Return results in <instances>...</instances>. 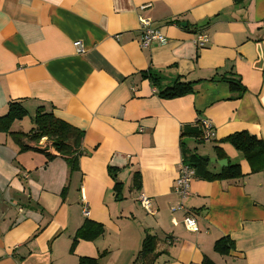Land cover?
I'll list each match as a JSON object with an SVG mask.
<instances>
[{"label": "crops", "instance_id": "0c3cea01", "mask_svg": "<svg viewBox=\"0 0 264 264\" xmlns=\"http://www.w3.org/2000/svg\"><path fill=\"white\" fill-rule=\"evenodd\" d=\"M138 17L166 43L141 49ZM202 34L207 44L198 48ZM232 76L245 88L233 101L221 81ZM178 79L193 93L159 98ZM10 102L27 112L12 133H28L44 108L83 132V154L70 170L48 141L43 151L24 139L20 151L0 133V264H133L147 234L162 253L154 264H264V172L251 173L222 142L240 132L264 142V0H0V118ZM203 119L211 141L182 137ZM192 154L239 165L243 176L210 182L203 172L223 168H191L184 210L173 211L179 166ZM141 194L154 215L140 207ZM188 214L195 233L183 225ZM86 220L104 234L70 252ZM223 237L233 242L227 256L213 251Z\"/></svg>", "mask_w": 264, "mask_h": 264}, {"label": "trees", "instance_id": "16d2710c", "mask_svg": "<svg viewBox=\"0 0 264 264\" xmlns=\"http://www.w3.org/2000/svg\"><path fill=\"white\" fill-rule=\"evenodd\" d=\"M149 72V71H148ZM143 77L148 79L155 87L161 82L158 75L143 73ZM221 81L227 84L230 97L229 100H238L245 93V88L241 86L236 78L222 77ZM193 93V84L185 83L179 79L175 81L170 87L159 91V98L165 100H172L184 97ZM27 117V112L17 102H10L7 106V113L0 118V133L8 134L11 139L19 146L20 151L28 150L27 147L22 146L21 141L26 139L33 143H39L41 140H46L50 147L55 150L57 154L67 157L66 162L70 170L77 169V159L83 154L80 149L83 140V132L73 128L65 122L57 119L51 113H46L44 108H38L32 119L33 128L28 133H12L11 126L16 121H22ZM182 137L194 138L198 141H205L203 133L198 122L190 128H186L182 132ZM223 143L229 144L241 157L248 162L251 173L264 172V142L257 139L246 132L235 133L225 140ZM45 151V150H43ZM218 151V150H217ZM48 160L52 156L46 154ZM222 158V155H219ZM195 171L201 167L208 166V162L202 160V157L192 154L181 162ZM212 166V165H211ZM109 174L115 177V169L109 168ZM239 165L228 164L226 168L219 169V172L209 173L203 172L202 179L206 181H231L238 180L242 177ZM133 188L140 190V179L138 174L132 177ZM115 189H121V184L116 183ZM63 194V191H62ZM119 196V193L117 197ZM104 234L103 226L95 222L86 220L83 225L76 231L70 246V252H73L75 245L79 241L92 242L100 238ZM233 248V242L228 237H223L217 240L213 245V251L220 256H227ZM162 255L158 250V239L153 235L147 234L142 242L139 252L133 264H154L158 257ZM78 264H97L96 260L89 258H82ZM202 264H213L207 258H204Z\"/></svg>", "mask_w": 264, "mask_h": 264}, {"label": "built area", "instance_id": "2783aa9c", "mask_svg": "<svg viewBox=\"0 0 264 264\" xmlns=\"http://www.w3.org/2000/svg\"><path fill=\"white\" fill-rule=\"evenodd\" d=\"M138 23L140 27V38L138 41V45L141 49H148L154 45H164L166 43L165 36L158 30L151 27L150 21L148 19H144L138 17ZM207 44V37L202 34L196 40V45L198 48H203ZM74 46L77 49L78 53H82V46L80 42L74 43ZM199 125L202 128L203 139L205 141H211L214 136V131L212 124L209 120H200ZM43 141V140H41ZM42 150H46V144L39 145ZM193 178V171L190 167L183 165L182 163L179 166V174L175 180V185L173 188L174 194L178 197L179 203L173 208V211H183L184 207L182 201L189 195V185ZM137 202L140 204V207L145 211L147 215H154V211L152 209V204L149 198L144 195H139L137 198ZM82 215L87 217L89 215V211L87 205L83 202ZM183 225L187 231L197 232V224L196 220L192 215H187L183 219Z\"/></svg>", "mask_w": 264, "mask_h": 264}, {"label": "water", "instance_id": "95a60500", "mask_svg": "<svg viewBox=\"0 0 264 264\" xmlns=\"http://www.w3.org/2000/svg\"><path fill=\"white\" fill-rule=\"evenodd\" d=\"M182 27H186L184 25H182ZM202 160L205 162H208L210 164H217L220 168H226L227 167V161L226 160H222V161H215L214 159H208L207 157H202Z\"/></svg>", "mask_w": 264, "mask_h": 264}, {"label": "rangeland", "instance_id": "374dc122", "mask_svg": "<svg viewBox=\"0 0 264 264\" xmlns=\"http://www.w3.org/2000/svg\"><path fill=\"white\" fill-rule=\"evenodd\" d=\"M83 51V50H82ZM197 123V122H196ZM198 124H199V121H198ZM201 130H202V128H201ZM38 145H43V143L40 141L39 143H38ZM201 153V152H200ZM206 156V155H205ZM227 161V160H226Z\"/></svg>", "mask_w": 264, "mask_h": 264}]
</instances>
